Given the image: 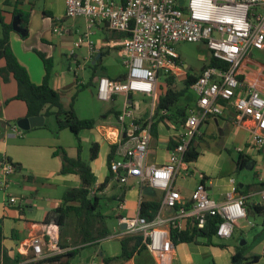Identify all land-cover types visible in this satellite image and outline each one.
I'll list each match as a JSON object with an SVG mask.
<instances>
[{
    "label": "crops",
    "instance_id": "crops-1",
    "mask_svg": "<svg viewBox=\"0 0 264 264\" xmlns=\"http://www.w3.org/2000/svg\"><path fill=\"white\" fill-rule=\"evenodd\" d=\"M43 2V11L51 14V17L31 9L36 3L35 0H0V15L7 24L12 23V12L15 8L30 14L27 37L22 38L18 32L13 31L10 35V45L33 83L40 84L45 74L43 62L35 51L43 53L46 58H51L53 66L59 63L62 57L69 59L77 68L82 66L81 61L91 62L93 66L97 64L102 66L103 58L106 57L107 74L100 77L116 80L125 75V68L122 72L120 69L124 67L121 53L124 33L112 32L106 25L96 23L90 29L88 39L95 44L97 52L91 53L86 42L75 48L76 39L84 37L87 32L86 20L84 19V25L78 23L79 18L67 22L68 19L64 17V0ZM55 26L60 27L62 34L53 32ZM93 36H97L95 41L92 39ZM113 53L120 59V67L114 62H109ZM262 54L264 51L251 55L261 58ZM249 64L256 65L259 74L264 73V65L255 64L247 58L244 69ZM3 65L4 62L1 60L0 68ZM255 76L253 81L258 82H252L245 77L249 84L264 88ZM75 79L77 85L83 84L80 81L77 83L76 73ZM98 79L94 82L95 88ZM72 84L64 72L51 74L50 86L61 92L65 104L74 92ZM16 92L14 79L4 82L0 77V157L8 158L16 166L8 192H0V220L3 231L0 264H24L35 261L32 260L33 253L29 240L43 232L46 214L60 206L63 194L77 187L80 181L76 174H60L61 158L53 155L59 148H63L69 157L75 158L77 139L67 134L66 130L55 132L44 125L25 129L23 120L27 117V108L23 101L14 99ZM119 97L123 98L122 95H116L113 100L116 101ZM139 97L140 108H150V99ZM142 100L146 101L145 104L141 102ZM116 116L115 114L112 121L111 115L108 114L101 120L94 119L96 124L93 129L79 133L80 155L83 160H88V148L92 143L99 146L97 157L90 163L94 173L93 192L101 197V200L112 198L117 205L110 213L102 214L99 211L102 220L91 219L94 226L87 232L95 235L100 220L102 226L110 232L105 238L82 243L80 227L72 228L66 236H63L65 226L63 227L60 244L62 243L65 252L61 254L64 255L62 260H67L68 257L65 255L78 249L70 264H103V258L118 257L121 253L120 240L125 236V224L121 223V218L139 216L142 201L158 202L159 208L162 203L164 193L161 190L146 186L136 178H130L129 183L125 185L127 189L122 201L115 198L125 186L110 182L102 191H96L109 173L107 159L110 146L115 142ZM236 117L233 105L225 104L222 115L210 116L199 125L192 140L198 156L194 161L181 166L172 184L180 196L181 203L189 205L192 192L202 183L209 198L217 203L225 202L228 194L242 195L246 201V212L249 206L253 205L264 209V200L261 198V193L264 192V149L247 154L248 162L243 168L247 174L242 181L235 177V164L239 157L237 149L245 148L252 138V123L245 121L242 125H236ZM45 122L46 118L44 124ZM179 125L169 119L157 124L156 132L152 134L149 142L148 163L158 166L167 162L172 146L175 145L174 135ZM185 172H188V175ZM231 178L234 179L235 186L231 184ZM9 196L16 197L17 204H7L6 199ZM163 214L169 215L168 212ZM240 240L245 241L242 246L239 245ZM239 248H243L245 258L257 257L256 261H245L243 264H264V213L257 215L250 213L249 217L240 220L229 239L215 236L209 243L202 238L196 242L173 243V249L162 254H155L144 248L126 261L117 260L111 264H231V257Z\"/></svg>",
    "mask_w": 264,
    "mask_h": 264
},
{
    "label": "built area",
    "instance_id": "built-area-1",
    "mask_svg": "<svg viewBox=\"0 0 264 264\" xmlns=\"http://www.w3.org/2000/svg\"><path fill=\"white\" fill-rule=\"evenodd\" d=\"M64 6L65 18H83L87 23V32L76 39L75 48L86 42L91 53L97 52L88 39L96 23L112 32L129 34L121 43L125 75L120 80L100 77L96 86L99 101L110 102L116 95L124 98L115 118L117 148L110 161L111 182L125 186L130 178H136L161 190L164 196L154 219L122 217L124 235H141L144 248L162 254L173 249L172 231L193 226L202 229L210 216L219 220L216 236L231 238L235 225L247 218L244 196L228 194L225 202L217 203L201 183L192 192L187 208L172 184L181 166L187 164L184 154L199 125L210 116L222 115L225 104L233 105L236 125L252 123L251 141L237 149L239 155L264 149V88L249 84L243 69L249 53L264 51V0H64ZM53 32L63 31L55 26ZM179 42L204 44L222 64L204 67L193 82L196 103L186 109L167 162L156 166L147 162L152 138L149 119L155 111L159 78L183 72L174 49ZM139 96L150 99V108H140ZM15 172V164L0 157L1 193L8 192ZM230 182L235 186L233 178ZM261 194L264 200V192ZM6 202L17 204L18 199L9 196ZM59 234V227L49 224L33 236L29 240L32 260L63 254Z\"/></svg>",
    "mask_w": 264,
    "mask_h": 264
},
{
    "label": "trees",
    "instance_id": "trees-1",
    "mask_svg": "<svg viewBox=\"0 0 264 264\" xmlns=\"http://www.w3.org/2000/svg\"><path fill=\"white\" fill-rule=\"evenodd\" d=\"M125 1V0H122ZM17 4V3H16ZM13 18L19 19V25L21 32L19 33L22 38H26L28 34L29 12H24L15 8L12 12ZM44 15L51 17V14L44 12ZM0 61L4 62V65L0 68V77L4 82H8L11 78L14 79L17 86V92L14 99L21 100L26 104L27 113L26 118L35 116H54L58 126V130H69L73 136L77 139V156L75 158L69 157L63 148H59L53 155H58L61 158L62 166L60 174H76L79 177V185L67 192H65L61 198V205L50 210L43 223L45 225L55 224L59 227L61 232L65 226L67 217L73 213L78 221L80 227V233H82L81 242L86 243L98 239L105 238L109 235V230L102 226L99 220L96 227L97 232H87L94 226L91 222L92 218L103 219L100 215L98 207L101 197L93 192L94 186V173L91 167V162L97 157L99 146L97 143H92L89 148L88 160H83L81 153V141L79 133L83 130L93 129L96 121L94 119H82L79 118L74 104L77 94L85 89L87 85H81L79 89L70 97L67 104L63 103V95L61 92L56 91L50 86V77L53 70V60L46 58L41 52L35 51V53L42 60L45 74L40 84H35L31 81L26 68L21 65L13 53L10 45V35L13 32L12 23H5L0 15ZM129 34H124L123 37H127ZM222 63L210 55L209 62L206 66H220ZM96 66V65H94ZM205 66V67H206ZM123 78V75L116 80ZM197 76L187 74L183 81V88L176 90L173 88L174 76L164 78L165 90L157 93L155 111L152 117L149 119L152 123L151 133L154 135L156 127L159 122H165V120H172V117L168 115V112L174 111V123L179 125L184 122L185 108L178 107L172 109L178 100L185 95V93L191 88L193 82ZM116 115L118 112L115 113ZM179 117V118H178ZM176 118V119H175ZM46 127V125L44 124ZM173 147V146H172ZM117 145L110 146V153L108 154L107 167L108 175L105 180L99 185L96 191H102L111 182L112 173L109 170L110 161L115 156V150ZM198 154L195 151L193 142L189 145L187 151L184 154V160L186 162H192L197 158ZM248 162V158L243 155H239L236 164L235 171L242 170ZM127 187H123L122 191L116 196L115 199L122 201L124 193ZM190 205H187V208ZM159 208V203L155 201H142L139 206V216L144 217L147 220H152ZM252 214L264 213V209L259 206H249L247 209V217ZM218 218L208 216L204 228L199 229L193 226L185 231H172L171 239L174 244L181 242H196L199 238L205 239L207 243L211 238L216 236V225ZM3 231L2 223L0 220V251L2 249ZM63 248V246L60 244ZM121 253L118 257L103 258V264H111L115 261H126L130 259L136 252L144 249L143 238L141 235H126L120 240ZM241 249V250H240ZM78 253V249L72 250L67 255L68 259L63 261L64 255H57L51 258H46L40 261L26 262L24 264H70V260ZM257 257H251L247 259L243 256V248H239L232 257L231 264H243L245 261H256Z\"/></svg>",
    "mask_w": 264,
    "mask_h": 264
},
{
    "label": "rangeland",
    "instance_id": "rangeland-1",
    "mask_svg": "<svg viewBox=\"0 0 264 264\" xmlns=\"http://www.w3.org/2000/svg\"><path fill=\"white\" fill-rule=\"evenodd\" d=\"M36 3L32 5L31 9L34 11H37L39 13L43 12L44 8V2L43 0H35ZM67 19V18H66ZM73 19H68L67 22L72 21ZM78 23L80 25L85 24V20L83 18L77 19ZM101 35V34H100ZM97 36H93L92 39L95 41ZM175 52L179 56L181 62H182V71L178 72L174 76V82H173V88L176 90H180L183 88V81L187 74L198 76L200 74L202 68L206 66L209 62L210 58V52L208 51L207 47L202 43H189V42H179L174 46ZM257 57V56H256ZM255 56H252L250 53L246 57L247 59L251 60V62L255 64L264 65V54L256 58ZM106 57L103 58V65L97 64L96 66H93L91 62H82V66L77 68L75 65H72L69 62V59L62 57L59 63L54 64L52 74L58 73L64 74L68 77L72 85L74 86V92L73 94L79 89L81 84L77 85L75 83V73L77 75V83L82 82V85H87V87L83 90H81L76 97V101L74 104V109L78 115L79 118L82 119H95V120H101L102 117L105 114L111 115V121L114 120L113 117L116 112H119V110L122 107V97L117 98L116 101H110V102H102L99 101L96 97V88L94 86V82L100 78L101 75L107 74L106 67ZM109 62H114V64L117 67L121 66L120 59L116 56V53H113L111 58L109 59ZM124 71V67L121 68ZM244 69V68H243ZM245 75L250 79L252 82H258L253 81V76L258 78L259 84L264 87V73L259 74L257 72L256 65L249 64L244 69ZM115 74H119L116 73ZM165 82L164 77H160L158 80V90L157 92H163L165 90ZM72 94V95H73ZM140 97H137L139 99ZM197 96L195 92L190 88L183 97H181L178 102L175 104V106L172 109L180 108H188L190 105H193L196 103ZM143 104L146 102L145 100L141 101ZM68 103V102H67ZM146 113L148 114V110H146ZM168 115L172 117V120H174V111L168 112ZM179 118V117H178ZM176 119V118H175ZM45 125L47 128L54 130L55 132H58V126L56 123V119L54 116H49L46 118ZM67 134H70L73 136L69 130L65 129ZM90 148V147H89ZM88 148V151H89ZM246 170H239L235 171V177L242 181V178L246 175ZM114 193V190L111 191ZM110 197V196H109ZM116 202L112 198H106L100 200V205L98 207V210L103 213H110L114 208H116ZM77 217L71 213L67 217L66 223H65V229L63 231V236H66L72 228H79V221L76 219ZM60 240L62 233L59 234ZM61 242V241H60ZM62 244V243H61Z\"/></svg>",
    "mask_w": 264,
    "mask_h": 264
},
{
    "label": "water",
    "instance_id": "water-1",
    "mask_svg": "<svg viewBox=\"0 0 264 264\" xmlns=\"http://www.w3.org/2000/svg\"><path fill=\"white\" fill-rule=\"evenodd\" d=\"M182 3V1H181ZM12 28L14 31L20 33L21 32V27L19 25V19L17 17L13 18L12 21ZM44 120L45 117L40 115V116H35V117H29V118H25L23 120V127L25 129H29V128H33V127H39V126H43L44 125ZM245 243V241L240 240L239 245L242 246Z\"/></svg>",
    "mask_w": 264,
    "mask_h": 264
}]
</instances>
